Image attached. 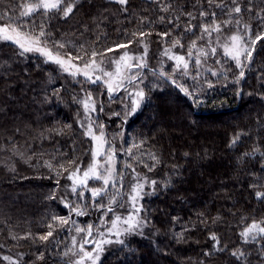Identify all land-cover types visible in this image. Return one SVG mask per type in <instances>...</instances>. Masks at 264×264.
<instances>
[{
	"label": "trees",
	"instance_id": "obj_1",
	"mask_svg": "<svg viewBox=\"0 0 264 264\" xmlns=\"http://www.w3.org/2000/svg\"><path fill=\"white\" fill-rule=\"evenodd\" d=\"M23 2L0 0V16L7 14L0 24L8 22L9 16L21 23L17 17ZM224 2L230 4V0ZM239 2L242 9L253 8L252 15L242 13L241 23L249 24L254 33L259 31L264 25L254 14L264 8V0H251V5L248 0ZM165 5L169 6L167 12L161 10ZM202 9L215 11L220 22L229 19L219 8L209 9L206 0H128L126 11L113 0H77L67 18L62 13L51 19L37 14L35 22L45 21V29L51 33L48 48L67 57L69 53L82 56L77 62L88 61L93 50L104 53L97 55V61L118 54L125 48L115 49L114 45L128 40L133 41L128 49L143 52L144 46L136 41H145L148 68L140 85L145 98L134 112L128 96H123L127 85L110 99L103 83L89 84L73 77L36 53L20 56L18 46L0 41V264H72L75 228L71 223L59 225L51 217L71 216L81 228L91 224L93 237L114 219L109 212L101 223L103 213L92 207L82 216L70 212L60 197L76 204L89 201L71 195L66 187L71 184L67 172L59 176V185L49 178L61 170L60 164L73 170L70 159L82 169L88 166L91 142L78 125V114L83 116L84 109L77 102L87 92L95 101L92 115L104 125L107 142L116 148L117 173L123 174L125 206L114 212L122 216L131 211L127 193L133 168L139 179L147 180L145 192H151L150 182L156 181L154 194L141 201L144 210L140 216L148 223L123 235V245H105L98 264H264L260 251L264 240L245 244L239 235L253 219L264 221V202L249 188L257 182L258 190L264 191L259 187L264 185V80L259 78L264 69V43H257L252 66L245 68L246 75L238 83L240 69L224 57L222 48L202 64L195 79L192 64L187 76L174 71V61L164 55L165 49H171L169 55L186 56L194 39L198 47L205 46V41L197 39L199 31L196 36L183 31L188 19L185 13L191 12L197 17L192 23L200 24ZM176 16L180 17L179 27L168 23ZM235 31L233 21L223 29V36ZM164 32L171 35L165 38ZM177 38L183 48L172 47ZM54 42L65 47L54 46ZM110 47L114 50L104 52ZM217 59L221 64L215 63ZM221 65L230 69L225 76L207 71H219ZM161 71L188 92L161 77ZM57 88L59 94L53 95ZM45 162L52 163L53 169ZM145 164L154 167L149 171ZM53 193L56 199L49 198ZM49 223L54 224L53 236L40 240L49 231ZM212 234L225 250L214 248ZM237 249L247 258L238 261L233 257L231 253ZM5 256L11 261L4 260Z\"/></svg>",
	"mask_w": 264,
	"mask_h": 264
},
{
	"label": "snow or ice",
	"instance_id": "obj_2",
	"mask_svg": "<svg viewBox=\"0 0 264 264\" xmlns=\"http://www.w3.org/2000/svg\"><path fill=\"white\" fill-rule=\"evenodd\" d=\"M76 2L77 0H24V2L19 5L21 11L17 17V20H22V22L17 23L12 17H7L8 22L0 24V41L11 42L18 46L20 50L18 54L20 56L26 53H36L43 56L45 62L57 64L63 71L68 72L73 77L82 74L85 81L89 84L98 82L106 84L110 99L117 87L125 85L131 87L132 91L128 92V96L131 99L132 111L134 112L139 107L140 102L145 98V92L140 85L144 83V70L148 68V48L143 39L136 41V43L144 46L143 53L132 55L126 51L117 61H113L116 65L115 73L106 70L103 67L102 60L99 63L97 62V55L102 56L104 53H97V51L93 50L90 59L85 62L83 69H81L73 64L72 61L83 59L82 56L73 57L71 53H69L67 54L68 59H65L59 54H53V51L48 48L51 33L46 31L45 21L42 20L39 24L35 22L37 14L41 17H48L51 19L55 14L62 13V18H67L73 13ZM114 2L124 6V10L126 11L128 0H114ZM206 3L209 9L212 7L219 8L220 13L222 15H227L229 19L220 22L217 19V13L215 11L210 12L208 9H202L199 11V17L202 18L203 22L200 24H193L192 21L196 20L197 17L191 12L185 13L188 19L183 31L185 33H192L193 36H196V32L199 31L200 35L197 39L205 41V46L198 47L197 40L194 39L188 47L186 56L169 55L171 49H165L164 55L167 56L168 59L174 61V71H182L186 76L189 75L188 70L190 64L194 65L196 72L193 78L195 79L200 75L202 64L206 62L210 56H216L217 49L222 48L224 57L234 61L236 68L240 69L236 80L238 83L239 79L244 78L246 75L245 68L252 66L253 53L256 51L257 43H264V26L260 27L259 31L254 33L249 24L241 23L242 13L247 12L252 15L253 8L245 7L242 9L239 0H230V4L225 3L224 0H219V2H216V0H206ZM248 4L251 5V0H248ZM168 8L169 6L165 5L161 10L167 12ZM6 15L7 14L0 16V20H5ZM254 15L259 24L264 25V8L255 12ZM164 19L165 17H160L161 21ZM179 19L180 17L176 16L174 19L168 20V23L172 24L173 27H179L177 23ZM233 21L236 26L235 33L224 37L223 29L232 25ZM132 35L135 36L136 34L133 33ZM139 35L143 37L145 33L141 31ZM148 35H150V33H148ZM161 35L167 38L171 33L164 32ZM132 42V40H128L127 43H118L114 45V48H128ZM56 45H58L59 48L65 47V45L60 42H54V46ZM172 47L183 48L184 45L181 43L180 39L177 38L172 43ZM114 48H107L104 52L113 51ZM215 63L221 64V61L217 59ZM72 69L75 70L73 71ZM207 71H209L212 76H225L226 72L230 71V69L224 68L223 65H221L219 71L212 68H208ZM152 75L155 76L157 73L152 71ZM159 75L171 80L181 91L185 93L188 92L187 88L179 85L175 79H172V77L168 76L164 71H161ZM114 76L117 77L115 87L112 82ZM259 78L264 80V69L260 70ZM207 83L209 87L213 86L211 81H207ZM125 90L127 91V87ZM59 91V88L53 89V95H58ZM77 102L81 103L84 109L83 116H79L78 114V125L83 130V135L89 137L94 142V147L90 149L92 162L87 168L82 169L81 165L78 164L75 159H70L69 164L75 165L73 170L69 171L68 168H64L63 164H60L59 168L61 170L56 172L55 177L49 178H55L57 185H59V176L67 172L68 175L66 178L71 184L66 187L70 188L71 195L75 196L79 201L87 200L89 202L76 204L62 196L60 199L65 207L69 208L70 212H74L77 216L85 215L89 207L95 208L97 211L103 213L101 216V223H103L104 216L109 212H114L115 208L125 206L123 194L121 193V189L124 187L123 174L117 173L115 170L114 159L116 156V148L105 139V133L103 131L104 125L98 124L97 119L92 115L96 112V106L91 92H87L85 98ZM100 111H103L102 105ZM67 127L71 126L67 125ZM238 139L239 137L233 140L232 144L234 145L237 143ZM105 145H107V148H105ZM133 147H138V145H133ZM127 152L129 155L132 154L131 149H128ZM149 155L151 159H156L153 154ZM245 155L248 154L245 153ZM45 165L50 170L53 169L52 163L45 162ZM127 167L132 166L129 164ZM145 167H148L149 171H151L154 165L150 167L145 164ZM262 168H264V165H262ZM132 171L134 179L130 191L127 193V204L130 206L131 211L127 217L115 215L114 219L111 221V227L107 228L105 232H100L99 229H97L96 236L93 237V225L91 224L87 225L86 228H81L76 225L74 220H71V216L51 217V220L54 222L58 221L59 225H69L71 223V226L75 228L77 234H84L80 242L76 240L75 236L72 238L74 247L79 243L78 252L72 253L73 256L77 257V259L72 261V264H98L105 250V245L112 243L123 245L124 240L121 239L123 235L137 232L148 223L146 217L140 216V213L144 210L141 201L145 196L154 194L156 181L150 182L152 191L145 192L144 186L147 180L145 179L142 182L138 178V174L135 173L134 168ZM89 180L100 181L102 183L99 187L89 186ZM259 187L264 188V185H260ZM249 188L254 189V196L257 200L264 202V191L258 190L257 182L249 184ZM49 198L56 199V196L53 193ZM105 198L107 199L106 203ZM121 222L125 225L122 229L118 227ZM47 227L49 231L45 235L40 236V240L47 241L49 237L53 236L54 224L49 223ZM239 235L242 238V243L259 244L264 240V221H256L253 219L251 224L247 225ZM113 237H115V239H113ZM210 239L215 242L214 248H216V250H225L220 246V241L215 234H212ZM86 246H91V251H89ZM69 251H71V249ZM260 251L264 252V244H261ZM207 254L208 253H206V255ZM231 254L238 261L247 258L246 253L240 249L232 251ZM65 255H68V253H65ZM3 259L11 261V258L8 256L3 257ZM12 264H15V262H12Z\"/></svg>",
	"mask_w": 264,
	"mask_h": 264
},
{
	"label": "rangeland",
	"instance_id": "obj_3",
	"mask_svg": "<svg viewBox=\"0 0 264 264\" xmlns=\"http://www.w3.org/2000/svg\"><path fill=\"white\" fill-rule=\"evenodd\" d=\"M114 1V0H113ZM129 52L130 54H132V55H139V54H141V53H143L142 51H135V50H132V49H128V48H125V49H122L118 54H114V55H111V56H108V57H105L104 59H101L102 61H103V67L106 69V70H108V71H112L113 73H115V69H116V65L113 63V61H117L118 59H119V57L124 53V52ZM53 54H57V53H54L53 52ZM39 55V54H38ZM60 55V54H59ZM41 56V55H40ZM61 56H63V55H61ZM43 57V56H42ZM65 59H68V57L67 56H63ZM44 58V57H43ZM45 59V58H44ZM101 60H98L97 62L99 63ZM52 63V62H51ZM72 63L73 64H75V65H77L78 67H80L81 69H83V67H84V64L85 63H81V62H77V61H75V60H73L72 61ZM53 64H55V63H53ZM56 66H58L57 64H55ZM59 67V66H58ZM60 68V67H59ZM61 69V68H60ZM62 70V69H61ZM73 71L75 70V69H72ZM63 71V70H62ZM63 72H65V71H63ZM65 73H67V74H69L68 72H65ZM70 75V74H69ZM72 76V75H71ZM75 77H81L82 79H84L85 80V78H84V76L82 75V74H79V75H77V76H75ZM116 80H117V77H113V84H114V87H115V82H116ZM102 83V82H101ZM104 84V83H103ZM105 86H106V88H107V85L106 84H104ZM121 87H117L116 88V90L114 91V93H116L119 89H120ZM124 90H125V88H124ZM123 90V91H124ZM130 91H132V88L131 87H127V91L125 90L124 91V94H123V96H128V92H130ZM113 93V94H114ZM128 98H129V96H128ZM130 99V98H129ZM130 101H131V99H130ZM104 131V130H103ZM89 138V137H88ZM105 139H106V136H105ZM89 140H90V142H91V149L94 147V142L89 138ZM105 148H107V145H105ZM92 162V156H91V154H90V159H89V163H88V165L90 164ZM114 166H115V170H116V172H117V166H118V162H117V159H116V157H115V159H114ZM87 168V167H86ZM142 182L145 180L144 178H141L140 179ZM88 183H96V187H99L100 185H101V183L102 182H100V181H95V180H89V182ZM148 184V182L147 183H145V186ZM132 185V184H131ZM144 186V187H145ZM131 187V186H130ZM130 207V206H129ZM129 209H131V208H129ZM128 214H129V212L128 213H126V214H123L121 217H127L128 216ZM115 215H117V212H113V214H112V216L113 217H115ZM109 227H111V224H110V226ZM108 227V228H109ZM118 227H120L121 229L123 228V227H125V225H123L122 224V222H121V224L120 225H118ZM107 230V228H104V230L102 231V232H105ZM81 235L80 234H77V236H76V240L78 241V242H80L81 241ZM72 246H73V243H72ZM78 246H79V243H77V245H76V247H74L73 246V248H74V252H78ZM87 247V249L89 250V251H91V246H86ZM72 259L73 260H75V259H77V257L76 256H72ZM72 260V261H73Z\"/></svg>",
	"mask_w": 264,
	"mask_h": 264
},
{
	"label": "water",
	"instance_id": "obj_4",
	"mask_svg": "<svg viewBox=\"0 0 264 264\" xmlns=\"http://www.w3.org/2000/svg\"><path fill=\"white\" fill-rule=\"evenodd\" d=\"M122 88H123V86H122L120 89H122ZM120 89H119V90H120Z\"/></svg>",
	"mask_w": 264,
	"mask_h": 264
}]
</instances>
